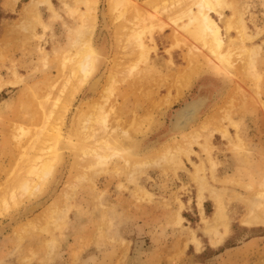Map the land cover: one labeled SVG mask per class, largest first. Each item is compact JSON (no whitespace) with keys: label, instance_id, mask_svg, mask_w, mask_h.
Instances as JSON below:
<instances>
[{"label":"rangeland","instance_id":"374dc122","mask_svg":"<svg viewBox=\"0 0 264 264\" xmlns=\"http://www.w3.org/2000/svg\"><path fill=\"white\" fill-rule=\"evenodd\" d=\"M31 1L19 0L15 10L10 11L14 6L0 0L4 14L0 20V82L22 78L0 91L1 187L11 161L28 151L35 130L43 122L38 115L39 107L63 74L60 57L64 52L75 51L71 42L76 38L74 29L79 24L80 12L74 9H86L85 1L81 0H47L38 4L34 15L22 18L24 6ZM47 6L50 14L45 11ZM107 6V0L98 1L94 38L97 44L104 42L105 50L100 70L94 77L99 78V86L94 102L91 101L103 106L100 124H104L105 130L126 137L125 131L135 121H147L146 124L152 121L155 126L134 138L143 140V147H147L144 153L151 157L149 154H155L173 135L170 128L176 113L208 91L193 126L201 122L214 104L221 106L229 97L218 122L228 128L232 140L215 134L207 152L194 145L195 152L188 158L181 155L177 163L159 162L144 169L133 162L136 151L130 153L133 157L129 164L122 154L109 165L88 168L85 164L74 169L72 151L60 147L66 160L60 163L61 178L56 191L51 192L50 180L51 193L47 200L38 199L33 203L35 212L22 218L21 224L9 226L0 236V264H264V223L250 225L242 221L253 195L261 193L264 180V0L223 2L224 16L237 12L246 33L253 36L244 45H260L255 60L257 79L245 68L251 66L237 56L240 50L221 64L224 75L211 73L203 63V54L206 55L200 51L203 42L192 35L191 26H184L188 19L174 24L167 14H157L161 20L156 21L164 26L163 30L149 33L146 25L141 33L142 42L150 50L148 57L129 60L121 50H115L113 30L124 33L135 20L128 14L123 21L128 20L129 25L122 20L112 21L115 15L109 14ZM152 10L145 11L154 13ZM6 15L13 18H5ZM212 17L225 36L223 22L214 14ZM7 28L11 29L10 36L3 37ZM233 36L234 32L227 34L226 44ZM115 47L120 49L118 44ZM43 54L47 55L46 66ZM192 60L198 62L194 66L198 74L191 87L180 95L185 86L180 78L189 71ZM111 67L115 84L111 94L99 99ZM175 76L181 77L175 79ZM85 87L73 103L65 131L71 128L72 111L85 97H90ZM168 96L172 103L160 105ZM51 122L55 123L50 120L51 125ZM50 134L44 138H51ZM194 163H203L199 178L193 175ZM71 182L75 188L70 191L69 211L64 221L53 219L45 225L46 229L36 225L37 230L21 231L23 223L33 221ZM28 203H22L18 209ZM218 204L222 218H215ZM14 213L12 210L8 216L0 217V223L6 224ZM17 232L22 235L18 240L14 239Z\"/></svg>","mask_w":264,"mask_h":264},{"label":"bare ground","instance_id":"6f19581e","mask_svg":"<svg viewBox=\"0 0 264 264\" xmlns=\"http://www.w3.org/2000/svg\"><path fill=\"white\" fill-rule=\"evenodd\" d=\"M16 1L17 0H11V3L13 4ZM82 1H85L84 4H86V9L80 11L74 9V12H80L78 13L79 24L76 26V29H74L76 38L71 42V47L74 48L75 51L64 52L62 57H60L59 63L63 74H60L61 77L57 79V83L53 84L54 86L51 87L52 90L43 98L44 101L41 102L39 107L40 111L38 115L42 116L43 122L41 126L35 130V134L31 139L32 142L29 144L30 146L27 147L28 151L19 153V157L14 159V161L10 160L13 163H10L11 167L6 175L4 185L2 187L0 185V217L8 216L12 210L15 212L13 216H9L10 220L6 224L0 223V236L7 232L9 226L12 224L14 225V223L21 224L22 218H27L33 211L35 212L36 208L33 203L38 201V199L47 200L50 193L56 191V187L61 178V172L59 171L60 163L66 160L61 156L60 147H69L68 150L70 152L72 151L70 154L74 155L72 159L73 168L85 164H87L88 168L98 165H109L114 163L115 159L122 154L125 162L129 164L131 161L130 157H133L130 156V153L136 151V162L135 160L133 162L141 169H144L151 164L155 165L159 162L162 164H168V162L177 163L180 161L181 155L188 158L195 152L193 149L194 145H200L201 148L207 152V145L210 144L211 138L215 134H219L223 139H228L230 142L232 140L228 128L218 122V117L224 112V106H226L228 100L230 101L229 97L223 101V105L221 106L216 107L214 104L210 109H215V111L213 113H210L211 110L209 113L207 112L201 122L193 126L196 120H198L195 119V117L204 106L208 91L202 92L200 97L197 96L198 99L194 100L189 105H185L184 109L181 108L176 113L173 118L172 127L170 128V132L173 135L162 143V148L155 152L156 155L154 153H152L153 155L149 154L151 157L149 156L147 158L148 155L144 153L147 147H143V140H135L134 138L137 134H145L146 131L151 129L150 127L155 126L151 123L152 121L150 122L149 120L147 123L148 125L146 124L147 121H135L133 127L131 126V129L125 131L126 137H118L116 133L106 131L103 126L104 124H100L103 106H99L98 103H91L95 91L97 92L99 86L97 84L99 78L94 77L100 70V65L102 63L100 59H102V51L105 50L104 42L102 44L99 43V45L95 42L94 38V33H96L97 28L98 14L96 11L99 0H81V2ZM41 2L48 1L32 0L30 3L26 4L21 12V17L25 18L26 16L34 15L37 12L38 4ZM223 2L224 0H142L141 3H138L137 0H107L109 14H112V16L115 15L112 21H123L124 16L128 17V14L134 18L132 20H135L130 28L124 29L126 30L124 33L121 31L122 33L120 32L119 34V32H115L116 29L114 28L115 30L113 31L115 35L113 38V46L115 50H121L124 57L127 59L129 58V60L131 58L134 59V57L146 59L150 50L141 39V33L146 28V25H149L147 26L149 28V33L156 29L160 31L163 30L164 26L156 21L159 19L157 18V14H167L168 18L171 20L169 21L174 24L183 18H187L188 22H185L184 26H191L193 29L192 35L203 42V50H200L206 52V55L203 54V63L209 67L211 73L224 75L225 72L221 64L227 63L228 60L232 59L236 50H240L237 56L241 58L242 62L244 61L245 64L251 66L248 68L245 66V68L248 74L252 75L254 79H257L258 76L255 73V60L260 45L253 44L251 47L244 45V43L252 39L253 36L246 33L244 21L237 12L224 16ZM147 8L153 9L154 13H147L145 11ZM213 14L218 16V19L223 22L225 36L222 34L221 26L212 17ZM111 19H113V17ZM124 20H126V18ZM123 22H128L126 25H129L128 20L127 22ZM124 23L122 25H124ZM113 25H115L114 22ZM127 31L129 33H127ZM10 32L11 29L7 28L5 33L7 35V33L9 34ZM232 32L235 33V36H233V38L230 37L226 44L224 38L228 33ZM123 37L124 39H122ZM117 44L118 47L121 45L120 49L115 47ZM237 44L239 45L236 48L235 45ZM43 55L45 56H43V60H41L46 66L47 55ZM198 56L202 58L201 55ZM200 61H202V59H200ZM196 63H198L197 60H192V64L188 68L189 71L184 72L185 74L182 77L175 76V79L181 77L180 79L185 83V86H183L184 89L180 91V95L183 94L186 88L191 87L195 76L198 74V72H196L197 68L195 69L194 67ZM112 67L108 70L104 78L103 93L100 95L99 99L112 92L113 85L115 84V76L112 73ZM18 78L19 79L15 81H1L0 91L7 84L19 83L22 78ZM93 78L96 80L93 81ZM176 82L178 83V80H176ZM85 86L88 88L87 94H89L88 96L90 97H85V100L72 111L74 117L71 122V128L65 131L66 123L69 118L68 114L71 113L70 110H72L71 108L74 106L73 103L77 101L78 94L82 92ZM180 89H182V87H180ZM88 98L90 99L88 100ZM171 103L172 99L168 96L160 105L164 104L169 106ZM50 120L55 123L53 124L51 122V125ZM233 125L235 126L238 124L233 123ZM49 133H51V138L48 136L46 138L49 139H45L44 135L47 136ZM178 135H180V137ZM142 149L143 151L140 152ZM31 151L34 152L30 153ZM202 164L203 163H194L193 175L195 178H199L203 170ZM50 180L52 186L51 192L49 187ZM77 180L79 181V179ZM261 183V193L253 195L254 197L249 201V211L242 219L245 224L252 225L264 223V180H262ZM74 188V182L69 183L66 189L58 196L56 195V198L52 200L33 221L29 220L23 223V225H21V231L27 233V231L33 230V228L36 229V225L39 227L41 226L40 228L42 229H46L45 225L49 224V221L53 219L56 221H64L69 211L68 200L70 191ZM201 197L202 194L200 193V198ZM45 200L40 202L41 205ZM218 201L219 199H217V202ZM24 202L29 203L26 204L23 209L19 208V210L18 207ZM218 205L219 209H216L217 213L215 218L216 216H218L217 218H222L220 213L221 207L220 204ZM33 208L35 209L33 210ZM207 220V218L204 219V222ZM20 234L18 233V237L14 239L18 240V238L22 236Z\"/></svg>","mask_w":264,"mask_h":264},{"label":"crops","instance_id":"0c3cea01","mask_svg":"<svg viewBox=\"0 0 264 264\" xmlns=\"http://www.w3.org/2000/svg\"><path fill=\"white\" fill-rule=\"evenodd\" d=\"M18 2H19V0H17L15 3L12 4V3H11V0H7V4H8L9 6H14L13 8H11V9H9V10H10V11L15 10V8L18 6ZM45 11H46L47 13L50 14V11H49V9H48V6L46 7ZM42 18H43V17H42ZM7 34H8V33H7ZM2 36H3V37H8V36H10V34L5 36V31L3 30V34H2Z\"/></svg>","mask_w":264,"mask_h":264},{"label":"trees","instance_id":"16d2710c","mask_svg":"<svg viewBox=\"0 0 264 264\" xmlns=\"http://www.w3.org/2000/svg\"><path fill=\"white\" fill-rule=\"evenodd\" d=\"M3 17H4V14L2 13L1 8H0V20H1ZM8 17H9V18H13V16H11V15H8V16L6 15V16H5V18H8Z\"/></svg>","mask_w":264,"mask_h":264}]
</instances>
